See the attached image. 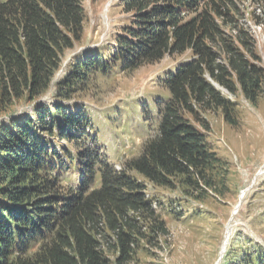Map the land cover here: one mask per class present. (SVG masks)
<instances>
[{"label":"trees","instance_id":"16d2710c","mask_svg":"<svg viewBox=\"0 0 264 264\" xmlns=\"http://www.w3.org/2000/svg\"><path fill=\"white\" fill-rule=\"evenodd\" d=\"M124 5L130 23L117 35V49L107 58L85 56L60 83L59 94L85 83L92 68L109 73V64L121 63L123 71H133L191 51L163 79L169 97L157 111V134L118 170L85 146L90 138L81 131L87 125L82 108L41 106L1 124L0 264H111L107 252L117 254L116 264L131 263L138 238L166 235L168 228L145 184L129 172L167 188L184 185L192 196L216 189L213 174L223 160L184 113L208 129L200 111L219 109L236 126L237 103L224 91L239 90L253 105L264 96L262 59L250 31L233 18L234 0ZM84 18L83 0H0L1 109L48 92L61 56L82 37ZM56 135L75 147L62 148L67 161L51 143ZM256 256L246 255L242 263L264 264V255Z\"/></svg>","mask_w":264,"mask_h":264},{"label":"rangeland","instance_id":"374dc122","mask_svg":"<svg viewBox=\"0 0 264 264\" xmlns=\"http://www.w3.org/2000/svg\"><path fill=\"white\" fill-rule=\"evenodd\" d=\"M234 3L233 18L256 40L262 59L258 64L264 68V5L257 0ZM124 4L125 0H83L82 37L61 56L51 88L33 102L24 97L5 110L0 108V125L19 115H32L41 106L56 104L72 112L83 109L87 125L81 131L90 138L85 146L99 151L100 157L111 160L118 170L127 160L139 156L157 134V111L169 97L163 79L178 64L190 59L191 51L166 55L159 62L133 71H123L121 63L109 64V69L113 68L109 73L92 68L85 83L71 88L73 91L67 96L59 94L63 93L60 83L78 63L85 62V56L99 53L107 58L117 49V35L130 23L131 14L126 13ZM224 94L237 103L236 126L227 123L219 109L200 111L208 129L184 113L223 160L213 174L216 189L190 191L192 196L184 185L167 188L135 171L129 172L145 184L147 197L154 201L168 234L151 233L148 240L138 238L128 264H243L246 255L254 259L256 253L264 255V96L253 105L239 90L235 95L226 91ZM51 141L59 158L66 157L61 153L63 147L75 151L72 143L57 135ZM107 256L111 264H116V253L107 252Z\"/></svg>","mask_w":264,"mask_h":264},{"label":"bare ground","instance_id":"6f19581e","mask_svg":"<svg viewBox=\"0 0 264 264\" xmlns=\"http://www.w3.org/2000/svg\"><path fill=\"white\" fill-rule=\"evenodd\" d=\"M218 86V85H217ZM218 88L220 89L221 87L218 86Z\"/></svg>","mask_w":264,"mask_h":264}]
</instances>
